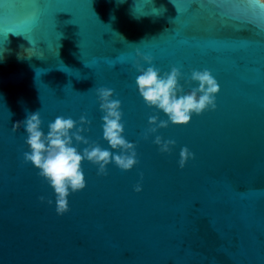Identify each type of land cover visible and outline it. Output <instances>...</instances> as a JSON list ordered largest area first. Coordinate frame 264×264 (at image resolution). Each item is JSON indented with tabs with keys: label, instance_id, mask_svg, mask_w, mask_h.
<instances>
[{
	"label": "water",
	"instance_id": "obj_1",
	"mask_svg": "<svg viewBox=\"0 0 264 264\" xmlns=\"http://www.w3.org/2000/svg\"><path fill=\"white\" fill-rule=\"evenodd\" d=\"M136 63L161 75L179 68L185 92L198 87L186 83L193 70L219 84L215 111L155 134L176 142L170 153L155 135L142 138L150 116L167 117L144 103ZM100 88L121 101L139 163L98 175L84 161L86 187L57 215L53 190L23 161L24 127H13L40 111L47 134L57 116L81 127L83 115L85 138L112 151ZM184 147L194 159L181 168ZM0 264H264V9L254 0H0Z\"/></svg>",
	"mask_w": 264,
	"mask_h": 264
},
{
	"label": "clouds",
	"instance_id": "obj_2",
	"mask_svg": "<svg viewBox=\"0 0 264 264\" xmlns=\"http://www.w3.org/2000/svg\"><path fill=\"white\" fill-rule=\"evenodd\" d=\"M254 4L264 9V0H254ZM143 61L152 65L151 56H144ZM134 67L140 73L135 81L139 94L149 108L162 112L167 119L161 120L157 115L148 119L149 127L142 138L147 140L150 135H155L160 129H166L171 123L173 126H187L193 115L199 116L206 111L216 109V95L219 93V84L212 73L193 70L188 85L198 84L190 92H185L180 80L183 79L181 70L172 67L170 72L161 75L160 70L154 66L143 68L140 63ZM100 111L102 116L103 140L110 146V150L102 148L97 143H90L83 135L88 129L83 127L90 124L85 116L77 122L73 119L57 116L54 122L49 123L47 134L42 130L43 121L40 111L29 113L27 118L17 123L13 131L21 126L27 134L25 141L29 151L23 153L25 164H31L38 170V175L47 182L55 195L57 215H64L69 211L68 197L82 191L86 187V179L82 164L87 161L98 167V175H106L107 167L113 164L121 171H130L138 163L137 145L127 141L124 137L125 125L122 123L123 112L121 101L113 99L114 91L108 88L97 90ZM75 145H86L82 152ZM161 153H170L176 142L164 140L155 135L153 141ZM179 166L183 168L189 159H194V154L184 147L180 151ZM141 180L143 174L141 173ZM134 191H142L141 184L134 187ZM45 202V197H40ZM51 205L53 201L47 200Z\"/></svg>",
	"mask_w": 264,
	"mask_h": 264
}]
</instances>
